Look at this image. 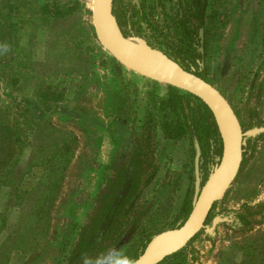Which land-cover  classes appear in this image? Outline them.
Instances as JSON below:
<instances>
[{"label":"rangeland","instance_id":"obj_1","mask_svg":"<svg viewBox=\"0 0 264 264\" xmlns=\"http://www.w3.org/2000/svg\"><path fill=\"white\" fill-rule=\"evenodd\" d=\"M142 2L143 20L130 8V0H115L119 26L134 22L132 32L164 52V43L155 40L157 32L149 26L150 18H159V4ZM86 3L0 0V264H62L84 207L97 191L101 164L112 151L107 132L115 136L114 131H121L122 137L150 132L152 139L151 128L161 116L160 104L145 96L139 99L143 115L135 111L141 83L151 82L110 59L94 37ZM258 27L263 33L264 27ZM205 29L204 78L236 110L243 130L254 119L264 126V43H249L257 50L244 61L247 44L225 43L229 27ZM118 88L121 118L112 124L111 96ZM250 147L224 201L211 215L244 207L253 211L258 205L261 214L250 217V229L219 226L212 241L198 234L189 244L196 261L187 253L175 260L264 264V135ZM169 216L157 227L152 225L159 218L146 226L153 232L183 219Z\"/></svg>","mask_w":264,"mask_h":264},{"label":"flooded vegetation","instance_id":"obj_2","mask_svg":"<svg viewBox=\"0 0 264 264\" xmlns=\"http://www.w3.org/2000/svg\"><path fill=\"white\" fill-rule=\"evenodd\" d=\"M151 1L153 3L151 2L152 5H149L152 7L159 4V18H150L149 26L157 32L155 40L163 42L165 45V51L161 52L169 59L178 60L185 71L193 68L195 76L216 89L230 106L241 130L245 131L236 110L218 87L203 76L206 57L204 51L205 28L229 27L225 43L228 42L232 45L234 41H243L244 44H247L243 56L244 61H247L254 57L257 50V48L256 50L251 48L249 43L251 45L264 43V29L263 33L258 31V26L264 27V0ZM114 5L115 0L112 2V13L119 26L120 7L114 8ZM149 5L147 7L151 9L152 7ZM130 8L140 14L142 20L145 19L146 14H144L142 0H130ZM126 14L125 19L128 21L129 18L128 15L126 17ZM149 15L151 14L149 13ZM126 25L133 27L135 23L126 22ZM159 25L163 29L159 30ZM238 27L239 30H237ZM200 30L201 54L198 51ZM149 46L151 47V45ZM198 61L201 62V67L198 66ZM148 81L151 83H141L143 90L137 98L135 111L140 116L143 115V100L139 99L144 96L148 101L153 99L157 106L160 104L158 111H161V116L157 113L160 118L156 121L158 123L151 128H155L152 138L154 142L150 132L149 134L147 132L138 135L129 134L124 137H122L121 131H114L115 136H112L113 133L109 135L107 132L112 151L108 160L101 164L100 179L96 185L97 191L93 193L87 208L84 207L83 221L79 225L76 224L77 228L73 231L72 238L67 244L62 264H82L84 255L96 256L109 248H116L134 260L136 252L140 247V250L144 247L151 236L166 230L160 229L151 232L146 223L159 218L160 220H156L152 225L157 227L163 219L165 221L170 217L169 215H173V218L182 217V220L188 215L192 197L194 143L199 151L200 186L206 181L209 171L219 164V161L216 160L221 158L223 143L212 116L205 106L188 93H179L169 86L157 85L159 83ZM151 87L154 89L151 90ZM122 102V94L118 88L112 92L111 96L110 122L112 124L121 118L118 112ZM256 121L254 119L248 129L258 127L260 124ZM160 124L161 130L157 131ZM263 135L260 134L253 140H247L246 146L251 148L250 146ZM157 141L158 149L154 147ZM246 154H242L240 167ZM233 182L223 192L221 198L210 206L203 224H209L215 216L228 218V212L231 211L212 215L211 213L218 203L224 201ZM141 199H143V203ZM167 201L169 205L165 207ZM142 205L143 208H141ZM233 213L237 223L245 229H250L252 226L253 222L250 217L261 214L259 205L253 211L244 207L241 212ZM230 225H234V223H219L214 229V238L219 226L232 228ZM200 233L204 234L200 230L187 242L185 248L158 264H184L186 263L185 253L190 254V259L196 261L197 258L193 255L196 250L189 248V244ZM204 236L206 235L204 234ZM206 238L212 241L208 236ZM177 255L185 257L182 261L175 260Z\"/></svg>","mask_w":264,"mask_h":264},{"label":"water","instance_id":"obj_3","mask_svg":"<svg viewBox=\"0 0 264 264\" xmlns=\"http://www.w3.org/2000/svg\"><path fill=\"white\" fill-rule=\"evenodd\" d=\"M112 2L113 0H87L89 21L98 44L122 69L196 97L212 116L223 143L221 158L216 160L219 164L209 171L202 186L198 168L199 151L194 143L192 197L188 215L175 227L151 236L133 260L134 264H158L185 248L187 242L200 230L213 239L214 229L219 223L233 222L236 228H243L235 220L233 212H228V218L215 216L209 224L203 223L210 206L221 198L235 179L242 154L247 151V140L264 134V126L260 124L256 128L242 131L225 99L209 83L195 76L193 68L185 71L178 60L169 59L160 50L150 47L143 38L132 32L129 25L118 26L112 13ZM199 45L198 51L201 54V30ZM197 64L199 67L202 65L200 61Z\"/></svg>","mask_w":264,"mask_h":264},{"label":"clouds","instance_id":"obj_4","mask_svg":"<svg viewBox=\"0 0 264 264\" xmlns=\"http://www.w3.org/2000/svg\"><path fill=\"white\" fill-rule=\"evenodd\" d=\"M7 45L3 46V51H7ZM82 264H134V261L126 254L116 248H109L96 255L82 257Z\"/></svg>","mask_w":264,"mask_h":264},{"label":"bare ground","instance_id":"obj_5","mask_svg":"<svg viewBox=\"0 0 264 264\" xmlns=\"http://www.w3.org/2000/svg\"><path fill=\"white\" fill-rule=\"evenodd\" d=\"M89 3V2H88ZM89 5V4H88ZM103 49V48H102Z\"/></svg>","mask_w":264,"mask_h":264},{"label":"trees","instance_id":"obj_6","mask_svg":"<svg viewBox=\"0 0 264 264\" xmlns=\"http://www.w3.org/2000/svg\"><path fill=\"white\" fill-rule=\"evenodd\" d=\"M177 91V90H176ZM178 92V91H177ZM180 93V92H179Z\"/></svg>","mask_w":264,"mask_h":264}]
</instances>
